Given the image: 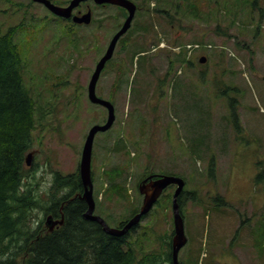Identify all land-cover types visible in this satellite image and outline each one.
Here are the masks:
<instances>
[{"label":"rangeland","instance_id":"rangeland-1","mask_svg":"<svg viewBox=\"0 0 264 264\" xmlns=\"http://www.w3.org/2000/svg\"><path fill=\"white\" fill-rule=\"evenodd\" d=\"M132 1L140 4L131 35L124 37L131 38L132 46L128 50L125 43L118 44L114 63L103 71L97 85L98 95L115 103L117 119L94 141L96 213L117 227L134 207L142 206L139 186L147 172L183 177L185 191L195 196L187 197L184 206L189 242L180 259L183 264H210L215 257L213 240L233 236L243 221L252 222L255 234L263 230L264 217L252 220L248 212L258 210L249 204L264 186V179L258 180L259 163L264 164V0ZM118 10L116 5L97 9L92 24L76 28L75 38L84 44L78 53L69 37L60 38L69 22L31 0H0L1 30L28 19L27 28L16 38L30 60L27 87L38 88L46 102L51 95H46L45 85L39 88L45 73L49 80L60 74L70 83L55 91L53 114L40 119L39 111L34 165L43 189L52 181L53 170L77 171L90 128L107 121L105 107L89 101L88 85L112 32L123 23ZM162 43L164 48L154 52ZM195 43L202 48L193 53L194 65L176 64L169 70V55L176 58L183 45ZM135 46L148 47L150 56L139 54L131 64ZM202 57L207 58L205 63ZM234 108L242 132L235 126ZM115 142L123 150L117 151ZM115 167L125 170L121 180L126 178L129 196L108 200L109 180L103 173ZM174 192L175 187H169L166 193ZM173 230V203L166 197L141 223L133 241L138 249L159 251L164 235ZM238 252L245 264H255L250 261L253 250L244 247Z\"/></svg>","mask_w":264,"mask_h":264},{"label":"trees","instance_id":"trees-1","mask_svg":"<svg viewBox=\"0 0 264 264\" xmlns=\"http://www.w3.org/2000/svg\"><path fill=\"white\" fill-rule=\"evenodd\" d=\"M119 9L127 15L124 8ZM262 13L264 14V9ZM27 21L28 19H23L20 23L9 26L5 31L0 29V264H170L174 230L171 235H164L159 251L148 252L140 247L138 249V244L133 240L141 223L124 236H113L107 233L99 222L85 217L88 204L81 197L84 187L79 168L71 174L53 170L52 181L43 189L42 178L38 176L40 171L36 170L34 163L31 167L27 165L26 156L30 151L35 150L34 147L38 142L35 133L40 125L39 111H41L40 119L53 114V99L57 98L54 96L55 91L70 86L69 80L63 75H51L49 80L45 73L44 84L39 88L45 85L46 95H51V99L43 102V94L37 93L39 89L29 85L27 87L25 84L26 67L30 60L24 56L16 38L27 28ZM69 23L65 24L60 38L69 37L75 51L79 53L80 47L84 45L78 41L79 38H75L76 28L79 25L74 23L69 25ZM130 40L131 38H123L121 41L128 50L132 46ZM183 46L176 58L169 55V70L174 69L176 64L194 65L193 53L202 48L200 45L199 48L192 50L188 49L187 45ZM135 48L130 57L131 64L139 54L149 55L148 47L137 49L135 46ZM102 52L103 50H100V53ZM113 59L107 63L106 69L114 63ZM170 75L171 73L168 72L167 76ZM54 79L59 84H55L57 81ZM168 79H165V82ZM161 80L159 79L163 84L164 80ZM40 102L43 108H40ZM233 102L237 103V100ZM232 112L235 126L242 132L244 127L238 109L234 108ZM115 144L116 150H123L119 147L120 142ZM259 164L261 170L258 180H263L264 164ZM212 165L216 167L215 163ZM124 171L123 168L117 167L104 171L103 176L107 181L109 180L105 190L106 199L112 200L118 197L124 199V196H129L125 185L126 178L121 180L124 178ZM153 173L147 172L143 179ZM93 177L96 180L94 173ZM166 192L161 199L168 197L172 202L173 195H167ZM97 194L96 200L99 202ZM194 196L195 194L189 191H183L180 195L178 200L183 214L187 197L191 199ZM161 199L157 205L161 204ZM61 209L65 222L50 231L45 225L46 217L52 214L55 218H60ZM139 209V206L134 207L129 218L117 227H123L139 212ZM148 215L143 217V221Z\"/></svg>","mask_w":264,"mask_h":264},{"label":"water","instance_id":"water-1","mask_svg":"<svg viewBox=\"0 0 264 264\" xmlns=\"http://www.w3.org/2000/svg\"><path fill=\"white\" fill-rule=\"evenodd\" d=\"M38 3L44 4L50 11L54 14L63 17L65 19L73 18L75 23H85L90 24L92 21V11L90 10L84 15H73V11L77 8L81 2L87 0H72L69 6H59L54 4L51 0H33ZM98 4H112L123 7L128 10L129 16L123 24L122 28L115 34L113 37L106 53L99 60L96 69L91 77L88 87L89 99L94 104H100L108 109V118L104 124H96L91 127L85 141L82 159L80 164V175L82 184L84 187V192L82 198L88 204V210L85 213L87 219L97 221L102 226L103 229L113 235V236H124L135 226H137L142 218L147 215L154 205L157 203L164 190L170 185H177L173 197V211H174V221H175V235L173 238V264H180L179 254L181 249L187 244L188 238L185 232V224L179 204V197L184 191L185 180L181 177L174 175H159L156 179L154 176H150L147 179L143 180L140 184V192L144 194L143 205L140 208V211L133 216L122 228H114L108 225L103 217L96 215V200L94 197V183L92 177V158H93V148L95 137L99 132L108 131L116 121V109L115 105L104 98H101L97 94V84L99 82L102 71L104 70L107 62L111 60L114 56L118 41L122 36H124L132 26L134 20L137 4L132 0H94ZM206 62V57L201 59V63ZM35 151H31L26 156V162L28 166H31L33 162ZM65 222L64 215L61 219H55L53 215H49L46 218V225L49 227L50 231H53L56 226L63 225Z\"/></svg>","mask_w":264,"mask_h":264},{"label":"flooded vegetation","instance_id":"flooded-vegetation-1","mask_svg":"<svg viewBox=\"0 0 264 264\" xmlns=\"http://www.w3.org/2000/svg\"><path fill=\"white\" fill-rule=\"evenodd\" d=\"M71 1L72 0H66V1L52 0V2H54L55 4L60 5V6H68L71 3ZM109 5L110 4H97L94 0H87V1L82 2L77 8H75L73 15H84L91 10L93 13V20H94L95 19V11L97 9L103 10ZM44 7L47 11H49L48 8H46V6H44ZM93 7H95V8H93ZM119 10L118 11L121 13L120 17L123 18V23H124V21L126 20V18L128 16V11L125 9L127 11V15H124L122 10L121 9H119ZM53 15L61 20V18H59L57 15H55V14H53ZM72 19L73 18H70L69 20H65V21H69L70 23H73ZM76 25L82 26V25H86V24H76ZM175 189H176V185H175ZM250 223L252 224L251 221H245V222L243 221L238 226V228L235 230L234 236L229 240V244H231L233 241L237 243V248H235V252H229V250H226L223 247L224 246V244H223L224 236H220V238H218L217 240H213L212 244L215 247L217 246L218 251L215 252V257L211 261L210 264H245L243 259H242V255H240L238 252V249L244 250V247L249 249L250 245L253 244L254 241L256 243V239L254 237L253 232L249 230V227L251 226ZM245 227L247 230L245 229ZM228 239L229 238H227L226 240H228ZM262 249L264 250V245H263ZM263 250H262V253L260 255L261 258H263V255H264ZM142 257H144V256H142ZM180 262H181V264L184 263L181 259H180ZM251 262H253V261L251 260ZM170 264H173V251H172V262H170Z\"/></svg>","mask_w":264,"mask_h":264},{"label":"crops","instance_id":"crops-1","mask_svg":"<svg viewBox=\"0 0 264 264\" xmlns=\"http://www.w3.org/2000/svg\"><path fill=\"white\" fill-rule=\"evenodd\" d=\"M258 192L255 194V197L252 199V203L249 204L250 206H255V208L257 207L258 210L254 209L251 211V214H253L254 216V219L256 220V218L258 216H261L262 217V214L264 213V186H260L258 189ZM259 191H261L259 193ZM259 196V199H257V197ZM221 216H224L225 214L224 213H220ZM258 215V216H257ZM262 225H261V228L263 229L262 232H260L259 234H255L254 233V237L255 239H262L260 241V243L262 242L261 244V248L263 247L264 245V220H262ZM259 243V245H260ZM258 245V243L256 242L254 247H256ZM264 251V250H263ZM234 252V251H233ZM259 253V254H258ZM264 253V252H263ZM254 254L256 255L255 258L252 257L254 263H256L258 260H260V257H257L258 255H260V250L258 249V251L256 252V250L254 251ZM229 259V258H228ZM261 261L263 262L264 264V255H263V258H261ZM231 262V261H230Z\"/></svg>","mask_w":264,"mask_h":264}]
</instances>
